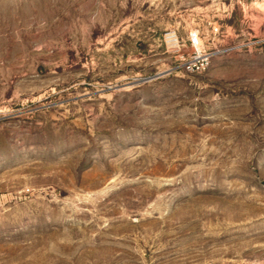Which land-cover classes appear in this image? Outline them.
Instances as JSON below:
<instances>
[{
	"label": "rangeland",
	"instance_id": "1",
	"mask_svg": "<svg viewBox=\"0 0 264 264\" xmlns=\"http://www.w3.org/2000/svg\"><path fill=\"white\" fill-rule=\"evenodd\" d=\"M0 264H264V0H0Z\"/></svg>",
	"mask_w": 264,
	"mask_h": 264
},
{
	"label": "built area",
	"instance_id": "2",
	"mask_svg": "<svg viewBox=\"0 0 264 264\" xmlns=\"http://www.w3.org/2000/svg\"><path fill=\"white\" fill-rule=\"evenodd\" d=\"M189 43L193 48L190 58L185 61V70L187 72H201L205 70L210 63V54L203 50L201 37L197 32L191 33Z\"/></svg>",
	"mask_w": 264,
	"mask_h": 264
}]
</instances>
